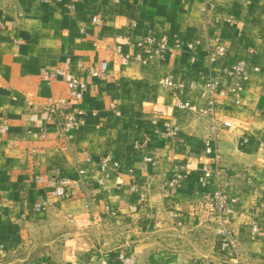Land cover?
Listing matches in <instances>:
<instances>
[{
  "label": "crops",
  "instance_id": "0c3cea01",
  "mask_svg": "<svg viewBox=\"0 0 264 264\" xmlns=\"http://www.w3.org/2000/svg\"><path fill=\"white\" fill-rule=\"evenodd\" d=\"M155 31L168 38L163 58L123 59L116 39ZM239 60L248 78L237 97L218 92L232 80L223 76L211 91L209 79ZM52 66L86 88L70 90ZM210 94L213 122L198 111ZM66 114L82 125L60 132ZM103 154L118 165L98 185ZM215 189L241 210L231 226L242 259L262 264L264 0H0V264H77L95 245L110 262L217 264L206 210Z\"/></svg>",
  "mask_w": 264,
  "mask_h": 264
},
{
  "label": "built area",
  "instance_id": "2783aa9c",
  "mask_svg": "<svg viewBox=\"0 0 264 264\" xmlns=\"http://www.w3.org/2000/svg\"><path fill=\"white\" fill-rule=\"evenodd\" d=\"M91 23L94 25H98L101 22L100 17L97 15H93L90 18ZM123 46H127L126 50H122L123 59H134L142 64H148L151 62H155L164 57L169 49L168 38L161 32H152L146 35H143L140 39L132 40L126 37H122L121 39H116V47L119 49H123ZM223 51L222 46H217V52L221 53ZM100 73H104L106 71V63L102 62L100 66ZM51 77H61L67 83V86L72 91H82L86 88V82L81 81L71 75L65 73L63 70L56 66H52L49 68ZM215 76L211 77L207 82L208 88L216 89L220 82L221 76L231 78V82L226 85L224 88L219 89V93H229L235 97L239 90L241 89L244 81L248 78V73L246 69V63L243 60L236 61L229 65H224L220 68L215 74ZM210 91V93H211ZM58 103L63 105V100L58 99ZM110 106H113V103H110ZM180 107L187 108L189 110H194L195 107L193 105L179 104ZM200 112H205L209 117L211 122L214 119V111H215V97L213 95H208L206 103L204 106L198 109ZM59 131L62 133H66L72 129L77 128L82 125V121L77 118V116L72 114H66L62 119L56 121ZM39 135L43 137L44 133L42 129L40 130ZM207 146L209 145V139H206ZM209 150V147L206 148ZM149 160V158H146ZM118 165V161L115 160L109 154H103L99 158V166L101 170V175L96 178V183L98 185H103L104 181L110 170L114 169ZM82 175L84 170H79ZM204 176L208 177L209 172L206 170L204 172ZM65 179H61L59 183L62 185L66 184ZM171 185H175V181L172 180L170 182ZM139 199L143 201L145 199V194L143 192L140 193ZM207 204V212L210 216H213L216 222L215 225V233H216V244L220 251V260L217 264H229L227 260H233L235 264H239L240 261H243V264H254L251 263L249 259H242V250L239 246V241L236 236V232L233 226H231V220L233 219L235 213L241 212L240 208L227 197V195L220 189H215L211 192V194L206 199ZM244 214L246 215L244 223L245 229L247 232V237L250 241L256 240L260 233V220L257 217V214L249 210H244ZM2 245L0 244V256L2 252ZM96 264H137L133 261L131 257L122 258L121 262H110L107 258L101 257ZM161 264H172L171 261L166 260L161 262ZM264 264V261L262 262Z\"/></svg>",
  "mask_w": 264,
  "mask_h": 264
},
{
  "label": "rangeland",
  "instance_id": "374dc122",
  "mask_svg": "<svg viewBox=\"0 0 264 264\" xmlns=\"http://www.w3.org/2000/svg\"><path fill=\"white\" fill-rule=\"evenodd\" d=\"M116 223L114 222V224H112V226L114 227V236H115V240H118L120 237L123 239L124 237L122 236V233L121 231L119 230V228H116ZM119 244H121L120 241H116V243H114L113 245H111L109 248L113 247V246H118ZM100 245H95V247L89 251L87 254L85 253H80L78 254V258L80 261H78L77 264H96L97 261H99V259L101 257H103L102 255L105 253L103 251H105L103 248H101ZM38 259H32L31 260V263H35V264H42V263H45V264H52L55 262L54 258L52 257L51 259H49L48 261H45L44 260H38ZM61 264V263H59ZM64 264V263H63Z\"/></svg>",
  "mask_w": 264,
  "mask_h": 264
}]
</instances>
